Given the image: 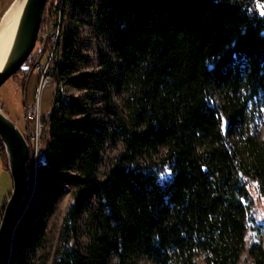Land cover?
I'll return each mask as SVG.
<instances>
[{
	"label": "trees",
	"instance_id": "1",
	"mask_svg": "<svg viewBox=\"0 0 264 264\" xmlns=\"http://www.w3.org/2000/svg\"><path fill=\"white\" fill-rule=\"evenodd\" d=\"M68 1L82 10L88 2ZM250 2L101 0L109 38L108 53L100 56L104 82L100 72L76 74L66 31L63 85L94 88L107 100L113 87L121 104L108 107L107 129L57 90L45 160L36 171L34 196L42 202L21 215L12 246L16 264H28L44 244L45 216L67 188L73 202L55 264H110L112 256L117 264H196L201 254L207 264H238L251 181L264 196V142L244 137L243 129L248 104L264 96V14ZM118 137L124 149L100 173L104 140ZM0 157L8 168L1 140ZM166 169L171 175L161 179ZM85 213L92 225L82 252ZM249 254L253 264H264L260 242Z\"/></svg>",
	"mask_w": 264,
	"mask_h": 264
},
{
	"label": "rangeland",
	"instance_id": "2",
	"mask_svg": "<svg viewBox=\"0 0 264 264\" xmlns=\"http://www.w3.org/2000/svg\"><path fill=\"white\" fill-rule=\"evenodd\" d=\"M13 0H0V18ZM66 4V5H65ZM251 10L259 14L264 13V4L259 0H251ZM101 0H88L87 5L77 9L73 2L68 0H48L42 24L38 36L37 45L26 61L25 65L0 88V106L20 127L31 148L29 169L31 172L33 187L28 202L24 205L21 212L25 214L32 206L37 207L42 200H35L37 191V180L35 176L38 165L45 160V152L50 137L51 112L56 104L57 88L54 82L61 80L59 68L64 58V45L66 33L69 32L72 38V47L69 52L73 53L74 66L79 68V72L97 73L102 82L107 79V69L101 59L102 52L108 53L109 38L103 29L102 19L100 18ZM61 15V20H59ZM59 39L56 42L57 29L59 28ZM69 30L68 32H66ZM58 46V52L54 57V68L52 72L53 81L47 85L42 93L40 101H37V88L41 82V71L37 69L38 62H45L52 55L54 46ZM64 55V56H63ZM56 59V60H55ZM109 59L118 65L119 61L115 54L110 53ZM116 75V74H115ZM111 100H107L104 93L93 89L66 87L64 86L65 98L68 101L74 98L78 103H83L88 109L91 119L107 123V129L112 127V118L108 116L107 109L118 107L121 104V93L116 88L111 87ZM111 101V103H110ZM30 105L38 107V114L32 119L28 116ZM113 106V107H112ZM247 123L244 126V137L254 135L259 141L264 142V96L254 98L247 107ZM120 109V107H119ZM40 123V125H39ZM226 123V120H223ZM106 129V130H107ZM101 131V130H100ZM235 136V140H239ZM104 149V150H103ZM103 162L99 165V172H104L105 168L112 163L115 158L123 151L124 144L121 137L113 140H104ZM158 161L157 157L153 158ZM161 179L170 177L168 169L160 173ZM59 199L51 213L46 215V235L44 244L35 253H30L26 259L28 264H55V260L60 248V234L63 227L65 214L73 202L71 189ZM250 195L248 231L246 233L245 250L241 255L238 264H253L249 254V248L254 242H260L264 247V196L259 192L255 181H251L248 186ZM35 205V206H34ZM35 209V208H34ZM87 213L83 215L80 228V239L78 247L82 252H86L89 239L91 220ZM88 222V223H87ZM196 264H207L205 256L199 255ZM6 264H16L12 258V251L8 254ZM110 264H117V259L112 256ZM140 264H153L142 260Z\"/></svg>",
	"mask_w": 264,
	"mask_h": 264
},
{
	"label": "water",
	"instance_id": "3",
	"mask_svg": "<svg viewBox=\"0 0 264 264\" xmlns=\"http://www.w3.org/2000/svg\"><path fill=\"white\" fill-rule=\"evenodd\" d=\"M47 1L24 0L10 53L0 68V88L25 65L33 53ZM226 127L227 123L224 124V130ZM0 140L6 150L8 169L13 180V190L0 220V264H6L8 254L12 251L13 238L21 219V212L31 195L33 183L29 169L30 144L20 127L5 113L2 106H0Z\"/></svg>",
	"mask_w": 264,
	"mask_h": 264
},
{
	"label": "bare ground",
	"instance_id": "4",
	"mask_svg": "<svg viewBox=\"0 0 264 264\" xmlns=\"http://www.w3.org/2000/svg\"><path fill=\"white\" fill-rule=\"evenodd\" d=\"M23 3L24 0H13L2 14L0 20V68L10 53Z\"/></svg>",
	"mask_w": 264,
	"mask_h": 264
},
{
	"label": "built area",
	"instance_id": "5",
	"mask_svg": "<svg viewBox=\"0 0 264 264\" xmlns=\"http://www.w3.org/2000/svg\"><path fill=\"white\" fill-rule=\"evenodd\" d=\"M59 20H61V15H59ZM58 27H59V25H58ZM60 27L57 29V36H55L56 37V42L59 39L58 36H60L59 35L60 29H61ZM58 48L59 47L55 45L54 48H53L52 55L50 57H48V59L45 62H40V63L38 62V64H37V69H40V71H41V82H40L39 88H37V92H38L37 101L38 102L40 101L41 93H42L43 89L47 85H49V83L51 81H53L52 72H53L54 68H56V66L54 65V57L56 55L55 53L58 52ZM54 85L57 88V90L59 89L62 92V98L64 99L65 98V94H64V85H63V83L60 80L57 79V81L54 82ZM38 111L39 110H38L37 106L30 105V107L28 109V116L32 119L34 116H36L38 114ZM39 125H40V123H39Z\"/></svg>",
	"mask_w": 264,
	"mask_h": 264
},
{
	"label": "crops",
	"instance_id": "6",
	"mask_svg": "<svg viewBox=\"0 0 264 264\" xmlns=\"http://www.w3.org/2000/svg\"><path fill=\"white\" fill-rule=\"evenodd\" d=\"M13 190V180L9 169L0 157V220L4 212V207Z\"/></svg>",
	"mask_w": 264,
	"mask_h": 264
},
{
	"label": "snow or ice",
	"instance_id": "7",
	"mask_svg": "<svg viewBox=\"0 0 264 264\" xmlns=\"http://www.w3.org/2000/svg\"><path fill=\"white\" fill-rule=\"evenodd\" d=\"M262 14H264V13H262Z\"/></svg>",
	"mask_w": 264,
	"mask_h": 264
}]
</instances>
